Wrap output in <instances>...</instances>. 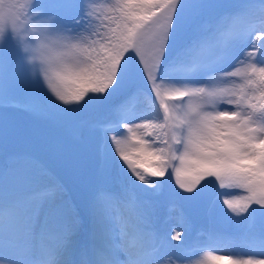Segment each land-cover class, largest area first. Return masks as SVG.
Returning a JSON list of instances; mask_svg holds the SVG:
<instances>
[{
    "label": "snow or ice",
    "instance_id": "1",
    "mask_svg": "<svg viewBox=\"0 0 264 264\" xmlns=\"http://www.w3.org/2000/svg\"><path fill=\"white\" fill-rule=\"evenodd\" d=\"M0 264H264V0H0Z\"/></svg>",
    "mask_w": 264,
    "mask_h": 264
},
{
    "label": "rangeland",
    "instance_id": "2",
    "mask_svg": "<svg viewBox=\"0 0 264 264\" xmlns=\"http://www.w3.org/2000/svg\"><path fill=\"white\" fill-rule=\"evenodd\" d=\"M257 59L259 60L260 57L258 56ZM99 115V114H98ZM85 118H90L89 113L85 114ZM14 150L20 151V152H29L32 155V158L39 163L42 167L47 168L54 176L57 178L63 179L69 183L71 186L73 183L74 178L70 176L67 171L63 168V166L54 159L51 155H49L46 152H40V151H33L29 146L27 145H16L14 146ZM172 184L174 185V180L172 181ZM115 190H119V185H114ZM177 191H180L178 188ZM188 195V194H185ZM162 207H161V218L166 215L167 207L171 201L166 199L165 197H161ZM179 205V201L176 202ZM186 214L189 215L190 218H193V213L190 212L188 209L185 208ZM207 225L201 222L199 219L194 218V230L190 237H186L188 240H195L198 238V233L201 229H206ZM223 231H231L232 226L231 225H221L220 226ZM172 243H178L176 241H172ZM234 250V245L231 244V242H224L220 245V251L221 253Z\"/></svg>",
    "mask_w": 264,
    "mask_h": 264
},
{
    "label": "trees",
    "instance_id": "3",
    "mask_svg": "<svg viewBox=\"0 0 264 264\" xmlns=\"http://www.w3.org/2000/svg\"><path fill=\"white\" fill-rule=\"evenodd\" d=\"M90 118H95L98 116V113H89Z\"/></svg>",
    "mask_w": 264,
    "mask_h": 264
}]
</instances>
